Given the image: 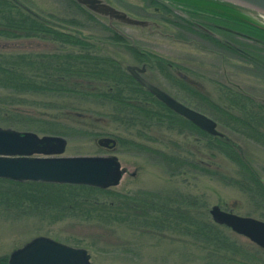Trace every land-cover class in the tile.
Returning a JSON list of instances; mask_svg holds the SVG:
<instances>
[{
	"label": "trees",
	"instance_id": "1",
	"mask_svg": "<svg viewBox=\"0 0 264 264\" xmlns=\"http://www.w3.org/2000/svg\"><path fill=\"white\" fill-rule=\"evenodd\" d=\"M68 1L91 20H98L73 0ZM144 2L154 9L164 10V14H172L166 9V5L157 0ZM183 2L190 9L188 12L192 20L198 19L203 24L214 22L218 25L217 29L228 31L230 36L248 37L256 41L257 45H264V26L232 4L218 0ZM161 18L179 29L191 31L195 36L233 49L246 60H252L251 64L264 76V58L256 55L248 57L241 48L235 47L231 42H220L189 20H181L178 17V21ZM50 20L13 0H0V38L36 37L58 42L62 46V49L50 52L0 51V89L5 92V98L0 100V111H4L9 105L18 104L20 97L34 95L43 97L42 103L54 112V115L42 117L6 111V114L1 116L5 121L14 127L19 126L24 130H36L44 134L69 136L73 133L88 135L94 140L100 136H110L116 141L114 151L126 147L154 156L165 173L174 175L194 170L199 175L215 179L236 190L244 198L248 208L246 216L253 213L264 220V178L261 172L253 167L243 146L232 138L235 133L264 148V103L241 90L226 88L222 92L225 99L221 105L203 91L187 85L186 74L181 73L173 62L135 47L118 31L104 25L105 29L111 32L110 40L127 46V51L138 64L151 67L155 63L162 74L167 71V77H171L168 72L173 70L174 78L181 81L177 84L183 87L182 90L203 105L202 108L207 107L213 112L207 116L216 122L219 135H210L154 98L125 71L118 60L95 49L86 37ZM207 29L212 31L211 28ZM222 48L225 51L228 49ZM173 97L206 115L197 104L198 107L192 106ZM61 108H65L62 114ZM80 108H88L83 112L101 115L102 117L98 116L99 119H106L108 123L122 127L130 136L102 132L97 127V118L78 113ZM70 111H76V114L67 115ZM76 115L88 121H76ZM66 119L72 124L63 122ZM162 130L187 138L188 147H182L178 142L176 147H171L170 150L149 146L145 140L161 141L156 133ZM170 142L174 144L175 141ZM189 147H196V150H190ZM220 156L223 159H220ZM0 180L14 185L22 184L21 188H0V206L4 208H7L11 199V202L20 208L27 205L29 210H37L38 215L45 211H55L51 216L57 221L68 216L105 224L122 221L140 227L144 232L154 231L156 228L164 229L173 221L184 222L178 231L192 240L209 264L263 262L260 251H250L243 244H238L224 231L225 226L199 216L204 215V212L193 213L189 206L198 205L193 199L186 204L174 203L172 194L180 196L183 200L185 197L181 193L173 192L161 196L151 190H137L133 194H126L111 188L101 189L87 185ZM183 206L189 208L184 210ZM222 206L223 209L231 211L226 203ZM29 210L23 213H32ZM6 260L0 258V264H6Z\"/></svg>",
	"mask_w": 264,
	"mask_h": 264
},
{
	"label": "rangeland",
	"instance_id": "2",
	"mask_svg": "<svg viewBox=\"0 0 264 264\" xmlns=\"http://www.w3.org/2000/svg\"><path fill=\"white\" fill-rule=\"evenodd\" d=\"M17 1L20 5L42 18L51 19L50 21L54 24L86 37L95 46V49H99V51L118 60L124 69L127 65L140 66L127 51V46L110 40L111 32L104 27V25L110 27L106 21L99 18H97V21L91 20L68 0ZM109 1L112 5L133 16L152 19L163 25L159 31L153 32L125 25L115 24L114 27L130 44L139 49H145L151 53L160 55L162 58L177 65L179 71L186 74L188 80L185 83L187 85L203 91L221 105H223L225 99L222 92L226 88L234 91L241 90L264 103V76L255 68L256 66L251 64L252 60H246L229 47L224 45H220V47L219 44L195 36L191 31L179 29L177 26L169 24L168 21L161 17L175 19L177 17L175 14L168 16V14H164V10L159 11L151 5L148 6L144 0ZM233 6L245 15L253 18L258 24L264 26L263 14L244 6ZM179 11L182 15L187 16V12L180 9ZM177 12L176 14L178 15L180 12ZM175 20L178 21L177 19ZM223 36H225L226 40L233 43L235 47L245 51L248 57L256 55L264 58V45H257L256 41H252L248 37L245 38L238 35L228 36L227 34ZM222 47L228 49L225 51ZM60 49H62V46L58 42L36 37L0 38V51L50 52ZM165 73L167 71H164V74H162L154 63L151 67L145 66V71L142 75L147 81L170 95L180 100L182 99L192 106L198 105L201 108L204 107L182 90L183 87L177 84L180 80L177 81L172 74L174 73L173 70L168 72L171 74V77H167ZM4 93L0 89V100L5 98L3 97ZM19 100L21 101H18V104L9 105L4 111H0V127H14L1 117L6 114V111L42 117L45 115L49 116V114L54 115V112L48 110L42 103L43 97L26 95L20 97ZM64 109L61 108V114ZM86 109L88 108H80L77 112L89 118L95 116L97 118H94L97 127L102 132L130 136L122 127L108 123L106 119H99L98 114L83 112ZM202 109L206 115L213 113L207 107ZM66 114L74 115L76 111H70ZM81 117L80 115H76V121L82 123L88 121L87 119H81ZM63 122L72 124L68 119ZM16 127L14 129L24 131L19 126ZM36 133L38 135L44 134L39 131H36ZM156 134L157 138H160L161 141L145 140L149 143V146L161 150H170L171 147L175 148L178 142L182 147H188L187 138H181V136L164 130ZM64 137L67 140L65 150L62 153L64 156L114 154L117 157L123 173L118 184L110 187L114 191L133 194L137 190H151L161 196L169 195L173 192L181 193L185 197L183 200L180 196L176 197L174 193L172 194L175 200H173L174 203L184 202L186 204L187 201L193 199L195 204H198L195 206H200V208H194L195 206H189L190 208L183 206L182 208L184 210L189 208L193 210V213L204 212V215L200 214L199 216L212 222L214 221L211 219L208 210L213 204H220L221 206H219L224 208L222 204L226 203L227 206H230L233 213L242 216L246 215L248 208H246L244 198L240 196L241 194L228 186H224L215 179L199 175L194 170L174 175L165 173L157 163L158 159L154 156L151 157L149 154L146 155L142 152L129 150L126 147H121L115 151L107 150L99 147L96 144V140L88 135L71 133L69 136ZM232 138L243 146L248 158L253 163V167L260 171L264 178V148L252 142L251 139L244 138V136L242 137L235 133L232 134ZM171 140L175 141L174 144H171ZM189 149L194 151L196 147H189ZM220 159L223 158L220 156ZM220 159H218L219 162L221 161ZM21 185H14L0 180V188L3 189L8 188V186L11 188H14V186L21 188ZM25 210H29L27 205H23L20 208L14 205L11 199L7 208L0 206V258L7 259L11 251L22 246L33 237L43 235L73 247L84 248L88 252L90 261L93 264L208 263L203 259L200 249L193 244L192 240L178 231L185 224L184 222L173 221L172 224L170 223L164 229L161 228L159 230L156 228L154 231L144 232L142 228L134 227L122 221L105 224L95 220L87 221L69 216L57 221V219L51 216L52 212L55 211H45L43 214L38 215L35 209L29 210L32 213H23ZM250 216L259 218V216L253 213ZM224 229L238 244H243L250 251H255V249L260 251V258L263 262L258 264H264V252H262L261 248L229 228L226 227ZM252 263L255 262L252 261Z\"/></svg>",
	"mask_w": 264,
	"mask_h": 264
},
{
	"label": "water",
	"instance_id": "3",
	"mask_svg": "<svg viewBox=\"0 0 264 264\" xmlns=\"http://www.w3.org/2000/svg\"><path fill=\"white\" fill-rule=\"evenodd\" d=\"M80 6L109 26L125 25L159 31L162 24L140 18L112 5L109 0H75ZM253 9L264 15V0H219ZM206 32V28L199 25ZM126 71L145 90L174 113L193 123L210 135H219L216 122L194 110L147 81L142 73L144 66L127 65ZM98 146L111 150L115 139L108 136L96 139ZM67 140L60 135L41 134L29 130L18 131L0 127V178L23 182L78 184L97 188H110L118 184L123 170L117 157L109 155L64 156ZM211 219L246 237L264 252V220L242 216L213 204L209 208ZM6 264H93L88 252L47 236L38 235L14 249Z\"/></svg>",
	"mask_w": 264,
	"mask_h": 264
},
{
	"label": "flooded vegetation",
	"instance_id": "4",
	"mask_svg": "<svg viewBox=\"0 0 264 264\" xmlns=\"http://www.w3.org/2000/svg\"><path fill=\"white\" fill-rule=\"evenodd\" d=\"M15 3H17V4H19V2L17 1V0H13ZM74 1V0H73ZM158 2H160V3H162V4H164V5H166V9L167 10H169L172 14H175L178 18H180L181 20H189V21H191L192 22V24L194 25V26H196L197 28H199L200 30H202V31H204V32H206L205 30H203V29H201L200 27H199V25L200 26H202V27H204V28H211V30L212 31H210V32H206V33H208V34H210L211 36H213L214 38H216L217 40H219L220 42H224L225 44H227V43H229L230 41H228V40H226L224 37L225 36H223L224 34H227L228 36H230L229 34V32L227 31V32H225V30H220V29H217V26L218 25H216V23H214V22H209L208 24H203L202 22L200 23V20H198V19H196V20H192L189 16V12L188 11H190V9H188L186 6H185V2H183V0H157ZM75 2V1H74ZM159 9V8H158ZM157 8H156V10H158ZM179 9L180 10H182V11H185V12H187V16H185L184 14L182 15L181 14V12L179 11ZM160 11V10H159ZM163 11V10H162ZM176 11H178L177 13H179L178 15L176 14ZM169 15H171V14H168V16ZM175 18V19H177L178 20V18ZM169 18V17H168ZM170 19H172V18H170ZM175 19H172V20H175ZM169 24H171V22H168ZM187 23H185V25H186ZM232 35V34H231ZM234 36V35H233ZM145 64H140V66H144ZM137 66H139V65H137ZM144 68H145V66H144Z\"/></svg>",
	"mask_w": 264,
	"mask_h": 264
}]
</instances>
